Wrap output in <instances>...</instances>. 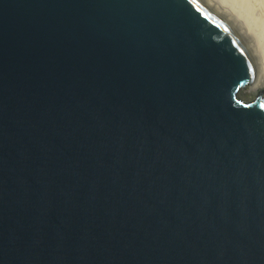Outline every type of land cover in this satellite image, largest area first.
Here are the masks:
<instances>
[{"label":"water","instance_id":"water-1","mask_svg":"<svg viewBox=\"0 0 264 264\" xmlns=\"http://www.w3.org/2000/svg\"><path fill=\"white\" fill-rule=\"evenodd\" d=\"M247 45L201 0H0V264H264Z\"/></svg>","mask_w":264,"mask_h":264},{"label":"bare ground","instance_id":"bare-ground-1","mask_svg":"<svg viewBox=\"0 0 264 264\" xmlns=\"http://www.w3.org/2000/svg\"><path fill=\"white\" fill-rule=\"evenodd\" d=\"M201 1L235 27L248 44L258 74V81L253 88L264 87V7L262 15L258 17L255 14V8L262 7L258 4L259 0H220L222 4L217 0Z\"/></svg>","mask_w":264,"mask_h":264},{"label":"rangeland","instance_id":"rangeland-1","mask_svg":"<svg viewBox=\"0 0 264 264\" xmlns=\"http://www.w3.org/2000/svg\"><path fill=\"white\" fill-rule=\"evenodd\" d=\"M216 1V0H215ZM218 2L220 1V0H217ZM219 3H221L222 4V2H219ZM258 4H260V6H262V7H256L255 9V11H256V13L255 14H257V16L259 17V15H262V13H263V11H262V9H263V7H264V3H262L261 2V0H259L258 1ZM233 21V20H232ZM234 22V21H233ZM239 28V27H238ZM245 92H246V94H248V96L249 97H254L255 95H256V93H257V89H255V88H253V87H249V88H247L246 90H245Z\"/></svg>","mask_w":264,"mask_h":264},{"label":"snow or ice","instance_id":"snow-or-ice-1","mask_svg":"<svg viewBox=\"0 0 264 264\" xmlns=\"http://www.w3.org/2000/svg\"><path fill=\"white\" fill-rule=\"evenodd\" d=\"M189 3H193L194 4V0H188ZM262 3H264V0H261ZM261 109H264V104L260 105Z\"/></svg>","mask_w":264,"mask_h":264}]
</instances>
